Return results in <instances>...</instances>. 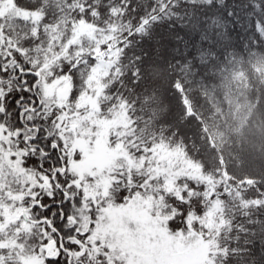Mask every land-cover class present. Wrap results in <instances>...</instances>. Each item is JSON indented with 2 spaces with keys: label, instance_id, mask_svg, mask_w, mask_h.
Instances as JSON below:
<instances>
[{
  "label": "snow or ice",
  "instance_id": "obj_1",
  "mask_svg": "<svg viewBox=\"0 0 264 264\" xmlns=\"http://www.w3.org/2000/svg\"><path fill=\"white\" fill-rule=\"evenodd\" d=\"M257 157L264 0H0V264H264Z\"/></svg>",
  "mask_w": 264,
  "mask_h": 264
},
{
  "label": "trees",
  "instance_id": "obj_2",
  "mask_svg": "<svg viewBox=\"0 0 264 264\" xmlns=\"http://www.w3.org/2000/svg\"><path fill=\"white\" fill-rule=\"evenodd\" d=\"M251 167L252 168L264 167V160H261L258 157L257 158H252V160H251Z\"/></svg>",
  "mask_w": 264,
  "mask_h": 264
}]
</instances>
